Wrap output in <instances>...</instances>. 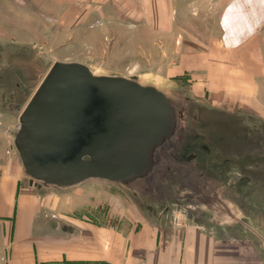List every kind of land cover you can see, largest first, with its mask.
<instances>
[{
	"label": "rangeland",
	"instance_id": "374dc122",
	"mask_svg": "<svg viewBox=\"0 0 264 264\" xmlns=\"http://www.w3.org/2000/svg\"><path fill=\"white\" fill-rule=\"evenodd\" d=\"M3 1L0 28L12 36L26 12L19 1ZM226 1L114 0L82 22L32 15L31 23H23L31 44L16 53L7 47L8 57L0 46V159L20 160L11 143L15 117L48 67L56 61L80 63L96 77L158 91L166 124L119 178H88L66 188L91 187L89 207L109 220H120L127 209L164 222L202 219L224 209L245 212L249 224L264 217V120L227 113L191 89L190 53L220 32ZM112 206L119 212H110Z\"/></svg>",
	"mask_w": 264,
	"mask_h": 264
},
{
	"label": "crops",
	"instance_id": "0c3cea01",
	"mask_svg": "<svg viewBox=\"0 0 264 264\" xmlns=\"http://www.w3.org/2000/svg\"><path fill=\"white\" fill-rule=\"evenodd\" d=\"M18 1L25 19L17 20L12 36L0 28L5 57L7 47L16 53L32 40L23 29L32 15L81 21L114 0ZM218 20L220 32L190 53L191 89L227 113L264 120V0H228ZM7 116L11 122L14 109ZM34 181L17 157L0 159V258L6 264H131L139 257L146 264H264V217L249 224L245 212L224 209L164 222L127 209L120 220H109L89 207L91 187Z\"/></svg>",
	"mask_w": 264,
	"mask_h": 264
},
{
	"label": "water",
	"instance_id": "95a60500",
	"mask_svg": "<svg viewBox=\"0 0 264 264\" xmlns=\"http://www.w3.org/2000/svg\"><path fill=\"white\" fill-rule=\"evenodd\" d=\"M165 118L158 91L56 61L21 109L13 144L32 180L66 187L116 179L139 162Z\"/></svg>",
	"mask_w": 264,
	"mask_h": 264
},
{
	"label": "built area",
	"instance_id": "2783aa9c",
	"mask_svg": "<svg viewBox=\"0 0 264 264\" xmlns=\"http://www.w3.org/2000/svg\"><path fill=\"white\" fill-rule=\"evenodd\" d=\"M0 125H1V123H0ZM17 127L19 128V123H18ZM13 147H14V144H13ZM6 260H7V258L5 256L1 257L0 258V264H6ZM131 264H146V263H145V260L142 257H139L134 262H132Z\"/></svg>",
	"mask_w": 264,
	"mask_h": 264
}]
</instances>
